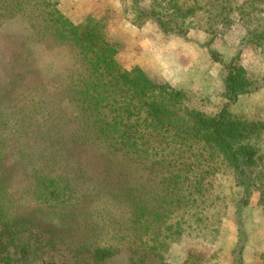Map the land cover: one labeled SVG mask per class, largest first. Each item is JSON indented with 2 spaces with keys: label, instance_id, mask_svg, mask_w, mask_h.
I'll use <instances>...</instances> for the list:
<instances>
[{
  "label": "trees",
  "instance_id": "16d2710c",
  "mask_svg": "<svg viewBox=\"0 0 264 264\" xmlns=\"http://www.w3.org/2000/svg\"><path fill=\"white\" fill-rule=\"evenodd\" d=\"M140 27L154 22L164 35L201 29L210 38L234 24L240 44L264 56V0H130ZM56 0H0V19L22 16L46 47L67 45L76 72L52 92L14 49L0 86V150L7 137L34 160V210L15 213L0 197V264H168L183 238L215 243L226 215L215 179L228 170L240 189L237 209L253 193L264 204V120L229 106L262 85L237 54L223 63V102L207 114L183 90L124 67L103 26L71 22ZM99 194V195H98ZM95 204L120 209L125 228H100ZM240 221V220H239ZM237 256L246 245L237 227ZM182 264H207L185 253Z\"/></svg>",
  "mask_w": 264,
  "mask_h": 264
},
{
  "label": "rangeland",
  "instance_id": "374dc122",
  "mask_svg": "<svg viewBox=\"0 0 264 264\" xmlns=\"http://www.w3.org/2000/svg\"><path fill=\"white\" fill-rule=\"evenodd\" d=\"M61 12L73 23L87 18L103 26L106 37L117 47V60L126 68L138 66L151 80L167 82L183 90L190 105L214 114L222 104L223 81L226 69L214 61L210 51H217L223 63L239 54L240 64L262 86L244 94L229 106L234 114L249 120H264V56L258 50L240 44L243 31L234 24L224 34L210 38L201 29L194 28L185 36L164 35L154 22L142 26L132 24L135 15L130 0H56ZM184 1V0H182ZM143 0L141 5H146ZM98 24V25H99ZM14 49L21 50L37 77L50 91L60 92L76 72L74 56L67 45L46 47L30 32L22 16L0 19V86L7 81L3 67ZM16 136L7 137L0 150V197L15 213L36 207L34 184L37 161L27 155L16 143ZM264 163V151H263ZM216 190L225 196L227 210L215 243L190 242L183 238L166 253L165 262L182 264L185 253L207 264H235L237 256V227L245 230L247 241L241 252L242 264H264V204L258 193H253L246 206L237 209L240 189L234 185L228 170L215 179ZM99 195V194H98ZM91 199L92 215L98 218L100 228L108 231L125 228L120 209L95 204ZM240 220V221H239ZM125 254L114 256L112 264H126Z\"/></svg>",
  "mask_w": 264,
  "mask_h": 264
},
{
  "label": "crops",
  "instance_id": "0c3cea01",
  "mask_svg": "<svg viewBox=\"0 0 264 264\" xmlns=\"http://www.w3.org/2000/svg\"><path fill=\"white\" fill-rule=\"evenodd\" d=\"M242 96V95H241Z\"/></svg>",
  "mask_w": 264,
  "mask_h": 264
}]
</instances>
